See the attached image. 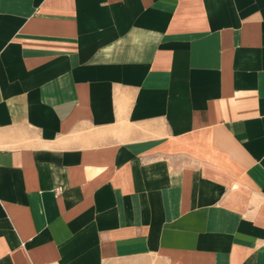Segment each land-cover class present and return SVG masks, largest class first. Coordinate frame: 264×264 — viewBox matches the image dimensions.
Instances as JSON below:
<instances>
[{
    "label": "crops",
    "instance_id": "obj_1",
    "mask_svg": "<svg viewBox=\"0 0 264 264\" xmlns=\"http://www.w3.org/2000/svg\"><path fill=\"white\" fill-rule=\"evenodd\" d=\"M0 264H264V0H0Z\"/></svg>",
    "mask_w": 264,
    "mask_h": 264
},
{
    "label": "built area",
    "instance_id": "obj_2",
    "mask_svg": "<svg viewBox=\"0 0 264 264\" xmlns=\"http://www.w3.org/2000/svg\"><path fill=\"white\" fill-rule=\"evenodd\" d=\"M59 190V188L57 189V191Z\"/></svg>",
    "mask_w": 264,
    "mask_h": 264
}]
</instances>
